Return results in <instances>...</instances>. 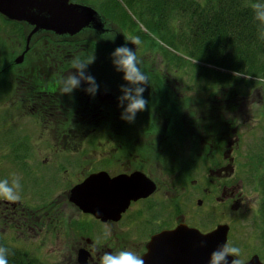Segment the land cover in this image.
<instances>
[{"label":"rangeland","instance_id":"rangeland-1","mask_svg":"<svg viewBox=\"0 0 264 264\" xmlns=\"http://www.w3.org/2000/svg\"><path fill=\"white\" fill-rule=\"evenodd\" d=\"M80 1L95 6L103 15L106 24L112 26L113 30L99 33L100 30L87 28L84 29L82 34H78L76 38L86 36L95 42L94 45L97 48L94 49V52L89 50L90 52L88 51L87 55H84V49L79 47L72 49L71 52H66L67 48L60 49L55 44L52 46V42L49 40L52 49L53 70L55 72L57 66H54V61H59L58 75L62 74L64 76L71 71V64L62 71L64 67L61 62L71 60L72 63V59L77 56L82 60L95 57L94 62L88 67V72L95 77L99 87L111 90L115 93V97L110 96L99 99L95 94L93 110H77L80 115L72 116L74 118L72 120L74 129H69V133L75 138L71 140L83 142L85 139H90L85 148L81 146H69L68 149L53 147L52 154L125 155L137 158L139 161L143 159V155L147 154H159L167 157L176 155V177L180 176L181 178L185 174L182 172H186V174L190 173L188 177L199 178L205 177L204 170L206 167H215L221 164V161H219L221 159L217 158L221 155V152L217 150V146H213L212 153L209 152L211 146L210 143H207V148H205L206 138L208 142L211 139L214 145H218L222 143L224 134H227V138H230V133L234 135L233 129H235L241 139L238 145H233V148L238 150L236 156L238 161H235L234 168L236 180L238 182L243 180L241 183L242 188L241 186L239 188L244 192V195L248 196V199L244 200L245 206L241 210L230 208L223 213V208L220 207V204L216 206L214 204L215 198H213V209L208 212L209 198L206 197L205 193L197 192L192 188L190 193L193 196L186 199L185 194L182 195V200L185 202L180 208L185 212L191 211L194 216H186V218L204 228L213 227L220 221L231 223L232 237L230 243L241 249V255L238 259L243 261L258 253L264 260V214L262 213L263 205L261 203L264 201V73L245 75L244 73L230 71L234 75L247 79H241L239 83L232 80L223 83L214 81L211 77H207V79L195 78L196 71L190 63L182 61V63L176 64L162 55L163 47L161 45L164 47L169 46L168 48L175 52L176 49L171 47L166 42L167 40L162 39L159 34L150 31L151 26L146 19L152 17L150 16L151 12L146 9L145 5V9H143L141 0ZM106 7L112 8L114 11L107 10V12L105 11ZM175 20L176 17L169 24H175ZM25 26L23 29L28 33L30 26L28 24ZM0 27L3 28L2 32H4V29L9 30V33H4V36L9 37L10 42L14 40V37H17L14 29L17 28V25L5 21L1 14ZM140 31L146 32V36H139ZM51 36L57 40L68 38V36L65 37L55 33L50 35L41 31L35 35L36 43H40L43 49L45 47L49 48L44 44V39L51 38ZM11 37L13 38L11 39ZM126 38H138L140 44L138 46L134 45ZM22 40L25 44V38H22ZM125 44L136 51L140 61L139 67L149 79V83L144 85L143 97L151 98L148 104L149 109L147 106L145 110L138 112L133 122L121 119L122 110H120L121 107H118L117 97L122 94L120 85L124 84L125 81L122 79L123 73L114 70L113 64L110 63V53L114 50V46ZM20 47L23 48L22 43ZM26 58L31 61L37 60L32 62V65L37 69L36 65H43L38 60L42 59L44 62L45 51L42 50L38 54L32 50ZM190 62L192 61L190 60ZM261 63L264 65V61ZM23 68L25 69V66ZM173 71H176V75ZM223 72H229V70H223ZM163 73L166 75L165 78L160 76ZM85 87H87V84L82 82L81 87L74 89L72 93L81 97ZM8 103L7 100L0 99V105L5 107H2V110H15L8 109ZM66 107L70 108L71 106ZM72 111L63 110V113L54 111V114L57 116L68 114L67 116H69ZM8 113L1 118L2 112H0L1 122L6 120ZM68 122H65L66 127L70 125ZM21 123H25L26 126L23 129L24 133H28L32 137H38L41 130L33 118L30 119L28 116ZM21 123H19V126ZM94 126L101 127L95 135H93L94 131L88 129ZM30 127L33 129L30 130ZM159 127L164 128L161 132L163 135L160 136V133L157 135L160 141L151 145L147 144L149 135L147 130L152 128L153 132L156 129L159 131ZM17 128V123L7 125L4 127L5 133L0 134V138L12 137ZM62 133L63 131L53 130L54 137L55 134L62 137L60 136ZM151 139L156 138L152 136ZM199 153H202V155H199ZM206 154H210L211 157L206 156ZM164 158L166 157H163L161 161ZM166 161L167 159H164L162 167L164 170H170L171 166ZM221 176L225 178V175ZM54 180L62 181L63 179L53 173L52 181ZM235 188L237 189V187ZM52 198L53 196L49 199ZM198 198L205 200L203 206L198 204ZM44 210L42 208V211ZM42 211L37 210L38 213ZM193 218H199L200 222ZM66 224L67 221L62 220L60 223L56 222L54 224L50 221L39 220L37 225L30 226L27 233H25V235L30 236L23 237L27 238V241L19 239L13 241V244L10 245L17 252L23 253V257L29 259L35 257L43 264H71L69 260L71 257L73 259L71 254L73 243L67 242L62 235L57 237L58 234L54 230V227L59 228ZM33 230L34 232L31 235ZM128 239L130 241L129 250L134 251L136 254L141 251V245L143 244L136 248L132 247V240H135L137 244L143 240L138 233Z\"/></svg>","mask_w":264,"mask_h":264},{"label":"flooded vegetation","instance_id":"flooded-vegetation-1","mask_svg":"<svg viewBox=\"0 0 264 264\" xmlns=\"http://www.w3.org/2000/svg\"><path fill=\"white\" fill-rule=\"evenodd\" d=\"M102 19L103 27H91L97 31L100 30L99 33L113 30L112 26L106 24L103 17ZM28 25L30 26L28 33L24 29L21 31L19 27L14 28L17 37H14L12 42H10L9 37L4 36V33H9V30L4 29L2 32L3 28L0 27V99L9 102L8 109H15L2 110L5 107L0 105L1 118L9 112L5 121L1 122L2 119H0V132H2L0 134L5 133L4 127L7 125L18 124L16 133L12 137L0 138V180L11 179L12 176H15L20 179L22 186L18 201L12 203L0 199V237L10 242L19 239L27 241L28 239L23 237L30 236L25 235V233L30 226L37 225L39 220L50 221L53 224L60 223L61 220L67 221L65 226L54 227V230L58 234L57 237L62 235L67 242L73 243L71 248L73 259L71 257L69 260L71 264H98L99 257L104 252L129 249L130 241L128 238H132L136 233L143 240L137 244L135 240L131 239L132 247L136 248L143 244L141 251L137 252L142 258L152 235L164 229L175 228L179 223L198 227L203 232L212 230L220 223H228L230 230L227 242H230L232 237L231 223L220 221L213 227L204 228L186 218V216L193 217L194 214L191 211L181 210L180 206L185 202L182 200V195L185 194L186 199L193 196L190 193L192 188L197 192L205 193L206 197L209 198L208 212L213 209V198H215L214 204L216 206L220 204V207L223 208V213L230 208L241 210L245 206L244 200H247L248 196L242 192L241 183L243 180L240 182L236 180L234 168L235 161H238L236 159L238 150L233 148V145H238L241 139L236 130L233 129L234 135L230 133V138L224 134L222 143L218 145H214L211 139L208 142L206 138L205 148H207V143H210L211 146L209 152L212 153L213 146H217V150L221 152V155L217 156L221 159L219 160L221 164L215 167H206L204 170L205 177L199 178L188 177L190 173L186 174V172H182L185 173L183 177H176V155L167 157L159 154H147L143 155V159L140 161L125 155L111 154L103 156L100 154L53 155V147L68 149L69 146L85 148L88 145L90 139H85L83 142L71 140L75 137L69 133V129H74L72 116L80 115L77 110H93L95 101L94 96L89 95L84 90L81 97L78 94L62 93L59 78L63 75H58L59 61H54V66H57L55 72L53 70L50 38L44 39V44L49 46V48L45 47L44 49L40 43H36L35 38L36 33L41 31L50 35L55 32L38 30L28 39V35L34 28L32 25ZM83 31L79 34H82ZM77 35H73V37ZM64 36L67 37V35ZM22 38H25V44ZM21 43L23 44L22 49ZM63 47L66 48V44H63ZM32 50L38 54L42 50L45 51L44 62L42 59L38 60L43 65L35 64L37 69L32 65V62L37 60L31 61L26 58ZM20 55L23 56V59L18 61L17 57ZM61 63L64 67L62 71H64L66 67L70 66L71 60ZM96 94L99 99L115 97V93L111 90L101 87ZM10 99L12 100L10 101ZM63 110L73 111L69 116H67L68 114L65 116L54 114V111L63 113ZM28 116L30 119L33 118L40 127L41 132L38 137H32L23 132L26 126L21 121ZM67 121L70 125L66 127L65 122ZM19 123H21L20 126ZM31 128L29 129L31 130ZM100 128V126H94L88 129L94 131L93 135H95ZM53 130L63 131L60 135L62 137H58L57 134L54 137ZM163 130L164 128L161 127H159V131L156 129L154 132L152 128L148 129L147 144L159 142L160 139L157 135L160 133L162 136ZM152 136L156 139H151ZM206 156L211 157L210 154H206ZM163 157H166L164 159H167L166 162L171 166L170 170H164L162 167L164 165V159L161 161ZM101 171H106L111 177L122 173L130 174L134 171H143L155 183L156 187L147 195L130 198L119 213L117 212L121 205L119 197L111 198L112 202L107 204L101 201L97 206L106 209L109 213L105 214L104 217L97 216L94 212L82 208L71 199V196L76 185L82 183L92 174ZM53 173H56L57 177H62L63 182L60 180L52 181ZM221 175H225V178ZM240 186L241 188H239ZM51 196L53 198L50 200ZM197 202L200 206L205 204L203 198H198ZM42 208L45 210L42 211ZM37 210L42 212L38 213ZM193 219L200 222L199 218ZM106 226L111 230V235L107 238L104 236ZM33 232L34 230L31 235ZM82 252L85 254V261L80 259Z\"/></svg>","mask_w":264,"mask_h":264},{"label":"trees","instance_id":"trees-1","mask_svg":"<svg viewBox=\"0 0 264 264\" xmlns=\"http://www.w3.org/2000/svg\"><path fill=\"white\" fill-rule=\"evenodd\" d=\"M140 2L143 9L145 5L151 12L152 17L146 19L151 26L150 31L159 34L176 49L175 52L168 48L169 46L161 45L162 55L176 64L182 61L190 63L196 71L195 78L211 77L214 81L223 83L231 80L239 83L241 79H247L230 71L245 75L264 73V65L261 63L264 61V39L260 38L258 22L255 21L251 8L247 6L250 0H141ZM111 9L106 7L105 11H114ZM175 17V24L170 25ZM2 18L17 25L21 31L26 27L23 21L11 20L4 15ZM138 35L146 36V32L140 31ZM50 41L60 49L66 44V52H71L76 47L84 49V55H87L89 50L94 52L97 48L95 42L86 36L82 38L69 36L61 40L50 38ZM110 63L112 64L111 61ZM173 72L176 75V71ZM160 76L166 77L164 73ZM158 89L160 90L159 87ZM144 97L149 104L151 98ZM262 205L264 214V201ZM0 246L9 249L8 264H43L35 257L31 259L23 257V253L17 252L1 239Z\"/></svg>","mask_w":264,"mask_h":264},{"label":"water","instance_id":"water-1","mask_svg":"<svg viewBox=\"0 0 264 264\" xmlns=\"http://www.w3.org/2000/svg\"><path fill=\"white\" fill-rule=\"evenodd\" d=\"M0 12L8 19L26 21L33 25L28 39L42 29L53 30L60 35H74L88 26L100 28L104 25L100 12L93 5L71 0H0ZM22 59V55L17 57L18 61ZM155 187V183L143 171L122 173L114 177L101 171L76 185L71 199L82 208L104 217L109 211L97 206L101 201L107 204L112 202L111 198L119 197V213L130 198L147 195ZM229 230L228 223H220L206 232L187 223H179L175 228L152 235L142 259L145 264H208L210 253L228 240ZM200 241H205L203 247ZM80 259L85 261L83 252ZM232 259V256L228 257L229 264ZM243 264H264V261L256 253L243 261Z\"/></svg>","mask_w":264,"mask_h":264},{"label":"clouds","instance_id":"clouds-1","mask_svg":"<svg viewBox=\"0 0 264 264\" xmlns=\"http://www.w3.org/2000/svg\"><path fill=\"white\" fill-rule=\"evenodd\" d=\"M251 8L255 21L258 22V33L261 39H264V0H250L247 5ZM134 45H139L138 38H126ZM111 62L117 72L123 73L124 84L120 85V92L117 97L118 107L122 108L121 119L127 122H133L136 114L145 110L148 101L143 97L145 91L144 85L149 83L147 75L141 71L140 61L136 51L129 48L126 44L119 45L110 53ZM95 57L88 60H82L80 57H74L71 63V71L59 78L62 85V93L71 94L74 89L80 88L81 83L87 84L84 91L91 96H95L99 89L94 76L88 72V67L94 62ZM21 183L18 177L12 176L11 179L0 180V199L8 202H16L20 199ZM111 235V230L106 226L104 236ZM205 241H200L203 247ZM9 249L0 246V264H8ZM241 255V249L225 242L218 245L209 255L208 264H229L228 257L232 256L231 264H243L238 259ZM98 264H145L144 260L134 251L124 249L116 252H104L99 257Z\"/></svg>","mask_w":264,"mask_h":264},{"label":"bare ground","instance_id":"bare-ground-1","mask_svg":"<svg viewBox=\"0 0 264 264\" xmlns=\"http://www.w3.org/2000/svg\"><path fill=\"white\" fill-rule=\"evenodd\" d=\"M72 2H78V3H81V1L80 0H71ZM83 3H85V2H83ZM95 7V6H94ZM96 8V7H95ZM97 9V8H96ZM98 10V9H97ZM99 11V10H98ZM0 14L1 15H4L3 13H1L0 12ZM101 14V13H100ZM5 16V15H4ZM101 16L103 17V15L101 14ZM6 17V16H5ZM104 18V17H103ZM16 21H20V20H16ZM23 22H25L26 24H30V23H28V22H26V21H23ZM31 25V24H30ZM33 26V25H32ZM87 28H92L91 26H88V27H86V28H84V29H87ZM83 29V30H84ZM95 29V28H94ZM43 30H45V29H43ZM51 31H53V30H51ZM55 32V31H54ZM81 32V31H80ZM79 32V33H80ZM56 33V32H55ZM79 33H77V34H79ZM57 34V33H56ZM77 34H74V35H77ZM63 35H67V36H69V34H63ZM70 36H73V35H70ZM0 239H2V237H0ZM3 240V239H2ZM5 243H8V244H13L12 242H10V241H7V240H3ZM256 254V253H255ZM258 254V253H257ZM260 255V254H259ZM252 256V255H251ZM261 257V256H260ZM249 259H250V257H249ZM261 259H262V257H261ZM248 260V259H247ZM263 260V259H262ZM246 261V260H245ZM264 261V260H263ZM243 262V261H242Z\"/></svg>","mask_w":264,"mask_h":264}]
</instances>
